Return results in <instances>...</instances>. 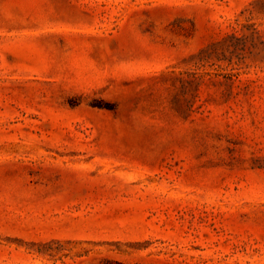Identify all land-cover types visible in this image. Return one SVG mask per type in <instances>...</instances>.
Here are the masks:
<instances>
[{"label": "rangeland", "instance_id": "obj_1", "mask_svg": "<svg viewBox=\"0 0 264 264\" xmlns=\"http://www.w3.org/2000/svg\"><path fill=\"white\" fill-rule=\"evenodd\" d=\"M0 264H264V0H0Z\"/></svg>", "mask_w": 264, "mask_h": 264}]
</instances>
